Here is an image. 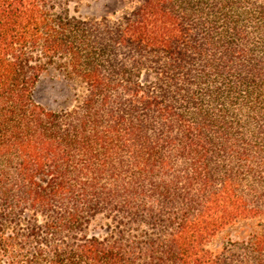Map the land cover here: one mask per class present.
I'll return each instance as SVG.
<instances>
[{
    "label": "trees",
    "instance_id": "trees-1",
    "mask_svg": "<svg viewBox=\"0 0 264 264\" xmlns=\"http://www.w3.org/2000/svg\"><path fill=\"white\" fill-rule=\"evenodd\" d=\"M80 1L0 0V264H264V0Z\"/></svg>",
    "mask_w": 264,
    "mask_h": 264
},
{
    "label": "rangeland",
    "instance_id": "rangeland-1",
    "mask_svg": "<svg viewBox=\"0 0 264 264\" xmlns=\"http://www.w3.org/2000/svg\"><path fill=\"white\" fill-rule=\"evenodd\" d=\"M119 8L115 0H82L71 7V14L83 19H96L111 15ZM87 93V86L68 69L60 66L51 67L42 76L35 93L36 100L48 109L60 110L72 107ZM109 222L99 216L88 228V233L106 235ZM251 221H241L221 230L209 243L214 252L222 250L230 240L246 239L250 233ZM1 264H8V259L1 256Z\"/></svg>",
    "mask_w": 264,
    "mask_h": 264
}]
</instances>
